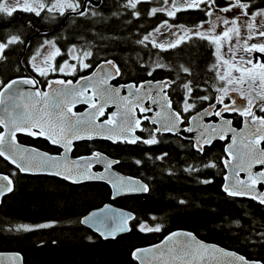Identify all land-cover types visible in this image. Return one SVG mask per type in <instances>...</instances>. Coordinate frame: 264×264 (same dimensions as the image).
Returning a JSON list of instances; mask_svg holds the SVG:
<instances>
[{"label":"snow or ice","instance_id":"snow-or-ice-1","mask_svg":"<svg viewBox=\"0 0 264 264\" xmlns=\"http://www.w3.org/2000/svg\"><path fill=\"white\" fill-rule=\"evenodd\" d=\"M91 3L92 0H0V14L12 17L14 13L21 11L32 13L36 17H41L44 12L58 16L73 13L78 17L85 18L89 15H100L96 11H90L89 5ZM152 4L156 6L149 7L147 11H144L145 5ZM122 7L136 19L142 15L159 19L162 14L175 21L177 13L181 11L193 9L203 12L208 19L196 25L195 31L185 25L170 23L169 19H163L151 32L137 39L136 43L145 48L150 44L154 49L168 51L187 44L193 37L207 41L215 47L216 62L213 63L209 71L214 72L215 80L219 84V86L217 84L212 85L218 95L215 97L195 95L199 86L194 85L191 80L178 84L177 82L181 81V74L192 75L191 67L184 64L172 69L177 73L176 79L156 82V97L151 95L152 82H145L149 85V91L145 95L152 100L153 104H159L161 107V111L156 112L154 116L145 115L142 117L143 120H149L153 125H159L151 129L148 137L145 138L135 135L138 128L141 131L148 130L141 128L142 119L136 118L133 114V104L139 108L141 113L152 111L150 107H144L142 103L144 97L140 93L145 87L143 83L139 86L135 84L121 86L129 88V96H134L135 100L129 101L128 97H121L127 103L125 111L120 114L119 123L113 116H109L102 124H96L97 117L104 115L105 104L120 94V87L108 86L110 78H115L121 74L119 67L112 60H105L100 66L101 71H103L104 66H108V73L100 76L94 83L85 85L80 89L69 88L68 86L72 85L71 80L48 81L47 86L49 88H53L54 84L64 87L53 88L51 95L49 92H41L37 88L35 96L39 99L31 104H21L19 101L26 95L31 98L32 93H24L19 89L13 90L14 86L17 83H22L35 87L39 81L31 78L13 80L4 85V91H0V104H5L4 115L0 116V126L7 129L8 132V136L4 132H0V157L10 160L20 172L51 171V174L62 176L64 179H72L74 183H79L82 179L107 180L114 190L113 198L126 191L147 192L149 189L146 184L111 173L110 170L113 165L118 164L119 161L108 159L100 152H94L90 157H81L69 162L67 153L71 151L73 141L103 137L113 142L155 145L160 143L158 134L175 133L179 135L180 132L177 129L185 120H188L190 125H196V127H185L182 131L191 133L197 128L202 129L196 138V142L192 145L197 152L202 153L204 146L210 145L213 139L224 140L227 138L228 132L235 133V129L231 127L232 121L227 119L224 114L236 112L244 117L246 127L250 125L248 127L250 135L247 142L241 140L239 145L236 136L233 135L232 143L225 150L231 160H225L224 163L226 166L231 165L237 176L241 171L246 172L247 180H236L231 186L226 184L224 191L233 197L248 196L264 205V191L258 190V185H264V149L258 147L264 141V116H257L253 111V109H259L260 112H264V0H261L260 4H256L255 0H226L223 5L218 0H125ZM217 12L231 15L221 17L216 15ZM213 16H215V20L211 19ZM205 25L208 27L205 28ZM173 29L180 31H173ZM200 29L204 30L201 31ZM190 33L191 35H189ZM17 43H23L19 35H10L6 39H0V60L6 59V50ZM44 43L53 51L43 57L42 66L33 63L34 70L40 76L46 77L49 71L74 75L78 71L93 66L90 61L86 62L89 57L93 56L92 51H78L76 45H72L67 53L69 58L76 63L70 64L67 59L64 60L63 64L51 63L50 61H54L55 57L63 54L60 48L56 47L55 41H45ZM254 54H259V56ZM40 55V50H37L33 61ZM165 67L168 66L157 62L155 67L147 70V75L152 76L157 69ZM221 68H224L223 72L220 71ZM66 69H70V71H66ZM95 76L96 73H93V76L81 77V79H87L91 82ZM174 85L182 87L184 90V96L176 108L173 107V101L166 91L168 88H173ZM88 86L96 89L93 97H100L104 103L97 106L93 102V97H85L83 102L87 103L94 111H90L87 116H76L70 105L80 102L77 98L87 91ZM133 89L134 91H132ZM229 91L238 93L240 97L246 100V104H238L237 100L232 97H229L230 103H225V97L228 96ZM6 95L12 101L11 104H6L4 99ZM211 100H215V103H209L203 112L197 111L196 115H192L190 118L184 115L196 109L197 102L203 104ZM217 104L222 106L217 108ZM205 116L220 118V124L202 123ZM106 125L111 127H106ZM18 132L33 137H45L53 145L64 149L63 158L40 153L36 149L21 148L16 143ZM166 156L167 153H163L157 159L163 160ZM232 160L236 161L234 165H232ZM136 163L140 164L141 161L137 160ZM94 164L103 165L104 171L102 173L92 172L91 169ZM257 165L261 166L260 170L254 172L253 168ZM204 167L214 168L216 164L210 162ZM185 171L191 173L199 171V169L189 166ZM0 179L7 181L6 185H0V196L13 191V181L8 176H2ZM202 182L210 183L211 181L204 180ZM135 219L131 214L116 212L106 205L100 212H93L79 222L95 226L105 239L109 237L114 239L117 233L130 231L131 229L127 226L128 222ZM152 220L155 221L156 217H152ZM134 226H138L141 232H160L162 230V225L159 223L150 226L148 222H138ZM48 227H52V224H22L16 226L14 230L30 232ZM179 235L191 237L190 233H174L167 237L164 248L156 245L154 246L155 250L137 249L132 255L135 259L140 260V264H152L153 260L158 261L159 264H207L209 258L215 261V264H264L260 260H250L233 252L200 244L195 241V237L167 246V242L172 241L173 236ZM259 235L264 238V233H259ZM13 259L18 260L19 256L17 255Z\"/></svg>","mask_w":264,"mask_h":264},{"label":"trees","instance_id":"trees-1","mask_svg":"<svg viewBox=\"0 0 264 264\" xmlns=\"http://www.w3.org/2000/svg\"><path fill=\"white\" fill-rule=\"evenodd\" d=\"M105 2L112 3L96 9L100 15L91 16L95 18L91 24L67 23L62 30L69 40L60 43L64 51L75 39L101 45L102 52L113 55L131 74L134 71L130 70L135 69L140 56L136 40L142 33L136 25L141 19H145L147 25L151 19L148 20L146 15L133 18L122 7V0ZM153 6L145 5L144 11ZM120 9L124 13L122 16ZM69 20L72 22L73 17ZM28 22L32 27H28ZM33 27H45L41 17L21 11L12 17L0 14V35L16 34L27 39ZM87 42L81 43L88 46ZM206 47L210 51L208 44ZM193 48L177 52V59L190 66L197 77L205 76L201 67L202 50ZM19 49L20 43L13 57L17 58ZM90 148L111 154L119 161L115 168L122 173L142 177L148 185V192L112 200L105 183L73 184L56 176L23 174L0 157V172L8 174L14 184L13 191L5 195L0 204V251L21 253L24 264H137L131 256L133 249L157 243L167 233L183 229L247 259L264 262V238L259 235L264 233V205L249 198L229 197L222 191L221 142L214 141L200 153L190 141L171 135L161 136L160 143L155 145H110L94 140L77 143L72 156L92 153ZM163 153H167L165 159H157ZM137 160L141 163L137 164ZM210 162L216 167H204ZM188 164L199 171H185ZM204 180L211 182L203 183ZM106 202L132 211L136 218L132 220L129 232L114 239H101L79 222L89 210ZM152 217L156 220L153 221ZM138 222H148L150 226L159 223L162 230L141 232L138 226H134ZM44 223H51L52 227L30 232L14 230L22 224Z\"/></svg>","mask_w":264,"mask_h":264},{"label":"flooded vegetation","instance_id":"flooded-vegetation-1","mask_svg":"<svg viewBox=\"0 0 264 264\" xmlns=\"http://www.w3.org/2000/svg\"><path fill=\"white\" fill-rule=\"evenodd\" d=\"M108 1V0H106ZM114 1V0H113ZM125 2V0H122ZM218 2L220 4H224L226 2V0H218ZM110 3H106L105 0H93V3H91L89 5L90 11H95L96 9H100L103 5L107 6ZM256 4H260L261 0H255ZM116 3H114L115 5ZM154 6H156L154 4ZM121 16L124 14L120 12ZM31 14L33 17H36L34 14ZM223 13L222 12H217L216 15L221 16ZM231 15V14H229ZM64 16H59L55 15V18H53V16L50 13H42L41 14V19L44 22L45 27L42 29H38V28H34L32 29V32L30 34V36L27 39H21L23 41V43H20V49L18 50V56L17 58L13 57V53L15 52L16 48H17V44L15 45H11L7 50H6V59L0 60V91L3 89L4 85L7 84L9 81L16 79V78H35L37 81H39L38 83V88L41 92H45L46 88H47V84L48 81H54V80H59V79H63L65 81L67 80H71L72 82H75L76 80H78L80 77H84L88 74H90L91 72H93V70L101 63H103L105 60H112L114 61V63L116 64L117 67H119L120 69V75L116 76L115 78H110L108 80V83L111 87H120V94L117 98V100L121 101V97L123 95H125L127 93L126 87H121L123 85H129V84H135V85H139L140 83H143L145 81H166V80H172V79H176L177 73L176 71L172 70L175 68H178V66L180 64H184L185 63L183 61H181L180 59H177L178 54H176L179 51H188V47H192V49H194L193 47H199L202 50V54H203V58L201 59V64H203L202 67V71H204L203 73L205 74V76L203 74L199 75L197 77V75H194L192 72L191 76H186L184 74H181V81H178L177 83L180 84L181 82H186L187 80H191L193 82L194 85H198L199 87L196 89L195 95H199V96H203V95H209L212 97H215L216 95H218V93L215 91L214 88H212L213 84H217V86H219L218 82L215 80V74L212 71H209L210 67L213 65V63H215L214 59V53H213V46L210 45L207 41H201L196 39L195 37L192 38L191 41H189L187 44L181 45L179 48L176 49H170L168 51H160L159 49H154L151 47V45L149 44L147 48L139 45V50L138 52H140V56L137 57V64L135 65V69H131L130 71H134L133 73H128L127 69H124L119 62L114 58L113 55L108 54V53H104L102 52L103 47L101 45H95L93 43H88L86 41V39H75L73 43H71L70 45H68L69 47L72 45H76L78 48V51H83V50H90L93 53L92 57L88 58V61L86 62H91L92 63V68L89 69H84L82 71H78L76 72L74 75H66L63 73H58V72H48V75L46 77L40 76L39 73L37 71L34 70L33 68V63H37L39 60V56L36 58L35 61H33V57L36 55L37 50L42 49V46H45V41H55L56 43V47L60 48L61 53L63 55L61 56H57L55 57L54 63H59L61 64V62H63L66 59V53L64 51V48L62 47V43L63 41H67L69 40L67 38V34L65 32V30H62L65 26H67V23H76V22H88L89 24H91L92 20H94V17H91V15H89V17L85 18V17H78L76 15H69L65 20H63ZM71 17H73V21L70 22L69 19H71ZM215 17V16H213ZM150 23H148L147 25H145V19H141V21L136 25V29H138V31L140 33H142V35L147 34L148 32H151L153 28L157 27L160 23L161 20L163 19H169L166 16H163L162 14L160 15L159 19L156 17H148V20H150ZM208 19L207 17H205L203 12H200L199 10H193V9H188L186 11H181L177 13V18L175 21H172L169 19L170 23H176V24H182L185 25L188 28L193 29V31H195L196 29V25L200 24L201 21ZM259 19V18H258ZM69 21V22H68ZM72 24V25H73ZM28 27H32L31 24L28 22ZM145 25V26H144ZM43 31L41 33H39V31ZM61 31V32H59ZM11 35H16V34H11ZM142 35L140 34L139 38H142ZM191 35V33H190ZM10 36V35H8ZM8 36L6 35H0V39H6ZM161 39H163L161 37ZM85 41L88 43V46L83 45L81 42ZM207 43L210 46V51L209 49L206 47L205 48L208 50L206 51V49L204 48V44ZM191 45V46H189ZM201 46L203 47V49L201 48ZM206 52L208 53V55L206 54ZM256 56H259V54H254ZM159 62L162 64L167 65L168 67L162 68V69H157L155 72H153L152 76H148L147 75V70H151V68L155 67V64ZM43 61L40 62L39 66H42ZM76 63V61H75ZM187 66V65H185ZM107 72H102L100 76L105 75ZM99 76V77H100ZM175 89V90H174ZM167 93L169 94L170 98L173 101V107L176 108L178 102H180L184 96V90L182 89V87H177L176 85L173 86V88H168L166 89ZM88 93H90V95H92V91L91 89L87 90ZM153 96V94H151ZM92 97V96H91ZM229 97L235 98L238 102V104L241 105H245L246 103L242 101V97L239 96L238 93L229 91L228 96L225 97V103H230V99ZM31 102H34L35 100L39 99L38 97L35 96V93L32 94V97L29 98ZM80 100V99H78ZM245 100V99H244ZM97 98L93 97V102H96ZM150 99L146 98L145 100V105H147V107H150ZM246 101V100H245ZM209 103H215V100H211V101H206L203 104H201L200 102H197V106L196 109L192 110L191 113H185L184 115L187 117H190L191 115H193L194 113H196L197 111H200L206 107H208ZM222 105L217 104V108H220ZM87 107H89L88 104H80L79 102L72 105V111L74 112H79V111H83L84 109H86ZM151 108V107H150ZM115 106H108L104 109V115L103 116H99L98 120L99 121H105L109 118L110 114L114 111ZM151 112L148 113H141L139 111V108L136 109V116L137 118H141L145 115L147 116H153L154 112L157 111V107L153 106ZM253 111H255L257 116H264V112H260L259 109H253ZM226 118H230L232 120V124L239 128L242 124L243 118L242 116H240L238 113L236 112H232V113H225L224 114ZM219 118L218 117H214V116H208L205 118V121H217ZM188 125V120H185V122L183 124H181L182 127H186ZM154 127H157L156 125H153L149 120H143L142 119V123H141V128L147 129L148 131H141L139 128L136 130L135 135L137 136H142L147 138L149 135V131L151 129H153ZM1 131V128H0ZM163 135H171V136H175V137H179L181 139L182 138L180 135L177 134H173V133H161L158 134V139L160 140V137ZM16 139L23 144L29 145V146H33L35 148H38L40 150L49 152V153H56L59 154L62 151V148L57 146V145H53L52 143H50V141H48L47 139H45V137L42 136H28L25 133H18L16 134ZM229 138H227L224 141H219L222 143V146L228 141ZM94 140H98V141H104L109 143L110 145H116V144H121V145H126V146H132L135 144H128V143H124L121 141H117V142H112L106 139H92V140H82V141H77L73 143V149L75 147V145L78 143H91ZM187 140V139H184ZM190 143L193 145L191 140ZM260 147L262 149H264V141H262L260 143ZM205 148V147H204ZM90 150H92V153L99 151V152H103L105 154H107L108 156H110L111 154L105 152L102 149H98V148H90ZM73 151V150H72ZM201 153V152H200ZM90 154V153H88ZM72 155V153H71ZM83 155V154H80ZM79 156V155H77ZM161 156V155H158ZM112 157V156H111ZM114 158V157H113ZM226 158V154L223 150V157L221 159V178H223L224 175V165H223V160ZM116 159V158H115ZM117 164H115L114 166H116ZM191 166V164H188L187 167ZM259 165L255 166V170H260ZM95 169H99L98 166L94 167ZM185 168V169H186ZM118 170V169H117ZM121 172V171H120ZM134 176V175H132ZM135 177H139L142 179V177L135 175ZM59 178V177H58ZM223 184V181H222ZM222 186V185H221ZM258 187L260 189L264 188V185H258ZM226 194V193H225ZM227 195V194H226ZM229 196V195H227ZM229 197H233V196H229ZM238 197V196H235ZM234 198V197H233ZM239 198H245V197H239ZM255 201V200H253ZM257 202V201H255Z\"/></svg>","mask_w":264,"mask_h":264},{"label":"water","instance_id":"water-1","mask_svg":"<svg viewBox=\"0 0 264 264\" xmlns=\"http://www.w3.org/2000/svg\"><path fill=\"white\" fill-rule=\"evenodd\" d=\"M92 3H93V0H92ZM69 15H75V14H73V13H66V15H65L63 18L66 19ZM41 32H43V31L40 30L39 33H41ZM103 63H104V62H103ZM103 63L99 64V65L93 70V72H91L90 74L84 76L85 78H87V77H91V76H93V73H96V76L93 78V81L90 82L89 80H87V79H81V77H80V78H79L78 80H76L75 82H72V85H70V86H68V87H69V88H71V87H75V88H77V89H80V88H83L85 85H90L91 83H94L95 80L99 78V76L101 75L102 72H107V71H109V67H108V66H104L103 71H101L100 66L103 65ZM20 79H23V78H16V79H13V80H20ZM31 79H35V78H31ZM13 80H11V81H13ZM35 80H36V79H35ZM59 80H63V79H59ZM11 81H9L8 83H10ZM54 81H56V80H54ZM145 82H147V81H145ZM145 82H143V84H145V87H144V89L141 90L140 95H141L142 97H144V98H143V101H142L143 106H144V107H147V105H145V100H146V98H147V96L145 95V93H147V92L149 91V85H148L147 83H145ZM151 82H152V84H151V94H153V96L156 97V96H157L156 82H158V81H151ZM140 84H142V83H140ZM140 84H139V85H140ZM129 85H133V84H129ZM139 85H138V86H139ZM108 86H110L109 83H108ZM61 87H64V86H63V85H59V84H54V85H53V88H61ZM37 88H38V85H36V86L34 87V86H32V85H26V84H22V83H17V84L14 86V89H13V90L19 89V90L23 91L24 93H32V94H34V93L36 92ZM53 88H49V87H47V91H46V92H49V94L51 95V93H52V91H53ZM38 89H39V88H38ZM89 89H91V91H92V95H90V93H88L87 91H85V92L83 93L82 96H80V97L77 98V99H80V100H79V101H80V102H79L80 104H83V103H84L83 100H84L85 97H91V96L93 97V93L96 91V89H95L94 87H92V86H88V87H87V90H89ZM126 90H127V93H126L125 95H123L122 97H128V98H129V101H133V100H135V97H134V96H129V88H126ZM1 91H4V88H3ZM132 91H134V89H133ZM94 98H97V101L94 102L97 106H99L100 104L104 103V101L101 100L100 97L95 96ZM117 98H118V96H117V97H113L112 100L108 101V102L105 104L104 109H105L106 107H108V106H113V105H114V106H115V109H114V111L110 114V116H113V118L117 121V123H119V121H120V119H121V115H120V114H121L122 112L125 111V105H126L127 102L124 101V100L119 101V100H117ZM4 99H5V101H6V104H11V103H12V101L8 99L7 95L4 97ZM242 101L246 103V101H245L244 99H242ZM19 103H21V104H25V103L31 104V103H33V102H31L30 99H29V97L26 95L25 97H23V98L19 101ZM75 104H76V103H75ZM84 104H87V103H84ZM70 106L72 107V105H70ZM149 106H150L151 108H152L153 106H156V107H157V111H156V112H160V111H161V107H160V105H159V104H153V103H152V100L150 101V105H149ZM4 108H5V104H0V116H3V115H4ZM137 108H138V107H136L135 104H133V114H134V116H135L136 118H137V116H136V109H137ZM206 108H207V107H206ZM90 111H94V109H91L90 107H87V108L84 109L83 111H79V112H74V111H72V112L75 113L76 116H87V114H88ZM156 112H154L153 116L155 115ZM199 112H203V109L200 110ZM196 113H197V112H196ZM196 113H194L193 115H196ZM69 115L71 116V113H69ZM191 116H192V115H191ZM191 116H190V117H191ZM190 117H189V118H190ZM206 117H208V116H205V117L203 118L202 123H204V124H216V125H219V124H220V118H219L217 121H205V118H206ZM98 118H99V116H98L97 119H96V124H97V125H100V124H102V122H104V121H99ZM73 119H75V117H73ZM227 119L231 120L230 118H227ZM198 120H199V117H198ZM231 121H232V120H231ZM156 126L158 127L159 125H156ZM189 126L196 127V125H190L189 122H188V125H187L186 127H189ZM0 127H1V131H0V132H4L5 135L8 136L7 129H5V128L2 127V126H0ZM106 127H111V126H107V125H106ZM231 127H232L233 129H235V133H233V132H228V133H227V138H229V139H228V141L224 144V152H225V154H226V158L223 160V165H224V168H225V170H226V173L224 174V180H223V184H222V186H221V189H222V191H223L224 193H226V192L224 191V186H225L226 184L229 185V186H231L233 183H235L236 180H247V173H246V172L241 171V172L239 173V175L237 176V175H236V172H235L234 169H233V167H232L231 165L226 166L225 163H224V161H225V160H231V157L228 156V154H227V152H226L225 150H226V148L232 143V137H233V135L236 136L238 145H239V142H240L241 140H244L245 142H247V139H248V137H249V135H250L249 132H248V127H250V125L246 127L245 122H244V118H243L242 124H241V126H240L239 128L235 127L233 124L231 125ZM183 128H185V127H182V126L180 125L179 128L177 129V131L180 132L179 135H180L182 138H184V139L191 140L192 143L194 144V143L196 142V138L199 136L200 131H202V129L197 128V130L194 131V132L186 133V132H183V131H182ZM18 133H23V132H18ZM18 133H17V134H18ZM173 134H175V133H173ZM227 138H226V139H227ZM93 139H105V138H103V137H94ZM226 139H224V140H226ZM82 140H88V139L74 140L73 143H74V142H77V141H82ZM91 140H92V139H91ZM106 140H108V139H106ZM218 140H221V139H218V138L213 139V140H212V143H213L214 141H218ZM224 140H221V141H224ZM109 141H112V140H109ZM112 142H113V141H112ZM116 142H117V141H116ZM16 143H17L21 148L36 149L38 152H40V153H47V154L50 155V156H54V157H58V158H63V156H64V149H63V148H62L61 153L56 154V153H49V152H46V151L40 150V149H38V148H35V147H33V146H29V145H26V144L20 143L17 139H16ZM50 143H51V142H50ZM73 143H72V146H71V151L67 153V159H68L69 162H71V161H75V160H78V159L81 158V157H90V156H92L93 153H90V154H83V155H79V156H72L71 153H72V150H73ZM212 143H211V144H212ZM211 144H210V145H211ZM210 145H205L204 147H208V146H210ZM258 147H259L260 149H262V148L260 147V144L258 145ZM194 149H195V148H194ZM96 152H99V151H96ZM100 153H102V152H100ZM102 154H103L105 157H107L108 159L117 160V159H115V158H112V157L108 156V155L105 154V153H102ZM2 158H3L4 160H6L9 164H11L12 166H14L15 168H17L16 165L13 164L10 160L5 159L4 157H2ZM235 163H236V161H235V160H232V165H234ZM96 166H98L99 169H95L94 167H96ZM17 169H18V168H17ZM18 170H19V169H18ZM61 170H63V169L61 168ZM91 171L94 172V173H102V172L104 171V166L101 165V164H94L93 167H92V169H91ZM253 171L255 172V171H258V170H255V168H253ZM110 172H111V173H114L116 176L124 177L125 179H131V180H133V181H139L141 184H146L142 179H140V178H138V177H135V176H132V175H128V174L121 173L120 171H118V170L114 167V165H113L112 169L110 170ZM21 173H23V174H30V175H50V176H56V175L51 174V171H41V170H35V171H32V172H21ZM2 176H8V177L11 179V177H10L8 174H6V173H1V172H0V177H2ZM56 177H59V178L64 179L62 176H56ZM11 180H12V179H11ZM65 180H67V181H69L70 183H73V184H80V183H84V182H102V183H105V184L109 187V189H110V199H112V200H113V199H116V198H118V197H120V196H124V195H131V194H145V193L148 192V191H147V192H143V191H126V192H123L122 194L116 196L115 198H113V191H114V190H113V188H112V185H111L110 183H108L107 180H103V181H101V180L82 179L81 182H79V183H74V182L72 181V179H65ZM12 181H13V180H12ZM6 184H7V181L0 179V185H6ZM146 185H147V184H146ZM147 186H148V185H147ZM13 187H14V184H13ZM148 189H149V188H148ZM258 190H259V191H264V188L260 189V188L258 187ZM11 192H12V191H11ZM11 192L5 193L3 196H0V204H1V202H2L3 197H4L5 195L11 193ZM226 194H227V193H226ZM227 195H228V194H227ZM238 197H245V198H249V199H251V198L248 197V196H238ZM257 202H258V201H257ZM106 205H107V206H110V209H111V210H114V211H116V212H123V213H125V214H131L132 216L135 217V214H134L132 211H129V210L124 209V208H122V207L116 206L115 204H113V203H111V202H106V203H104L103 205H101V206H99V207H96V208H93V209L89 210L85 215H83V216L81 217L80 220H82V219H83L84 217H86V216H89V215H90L91 213H93V212H100V210L103 209V208H105ZM131 222H132V221H129V222H128V225H127L130 229H131ZM81 224H82V223H81ZM82 225H84L85 227L89 228L92 232H94V233H96L97 235H99L102 239H105V238H104L103 236H101L100 233L96 230V227H95V226H93V225H85V224H82ZM127 232H129V231L119 232V233L116 234L115 238H116L118 235H121V234H124V233H127ZM174 233H179V234L190 233V234H191V237H195V241H196V242H199L200 244H204V245H207V246H209V247H213V246H214V247H217V248L223 249V250L226 251V252H233V253H236V254H238V255H241V254H239V253H237V252H235V251H233V250L227 249V248L222 247V246H220V245H218V244H215V243H212V242L204 241V240L198 238V237H197L193 232H191V231L183 230V229H175V230H173V231L167 233L165 236H163V238H162L159 242H157V243H154V244H151V245H147V246L136 247L135 249L132 250V252H131V256L133 257L132 254H133V252L136 251L137 249H154V246H156V245H159V246H161V248H164V247L166 246V239H167V237L170 236V235H172V234H174ZM191 237H189V236H184V235L173 236L172 241H168V242H167V246L175 245V244L178 243L179 241H181V240H186V239H191ZM107 239H113V238L109 237V238H107ZM154 250H155V249H154ZM17 255L19 256V259H18V260H14L13 257H16ZM242 256H243V255H242ZM244 257H245V256H244ZM133 258H134V257H133ZM245 258H246V257H245ZM134 259H135V258H134ZM250 260H255V259H250ZM135 261H136L137 264H140V260L135 259ZM0 264H24V261H23V257H22V255H21V253H19V252H17V251H0ZM152 264H159V262L153 260ZM207 264H215V261H213L212 259L209 258V259L207 260Z\"/></svg>","mask_w":264,"mask_h":264},{"label":"rangeland","instance_id":"rangeland-1","mask_svg":"<svg viewBox=\"0 0 264 264\" xmlns=\"http://www.w3.org/2000/svg\"><path fill=\"white\" fill-rule=\"evenodd\" d=\"M224 16H230L229 14H226V13H223L222 15H221V17H224ZM59 18H60V16H59ZM212 20H215V17H212L211 18ZM63 20H65V18H63ZM217 23H219V22H217ZM205 28H207L208 27V25H205L204 26ZM196 30V29H195ZM201 31H203L204 29H200ZM173 31H177V32H179L180 30L179 29H173ZM217 31H219V29H217ZM180 34H182V33H180ZM190 35V34H189ZM71 47V46H70ZM70 47H68L66 50H65V52H67L68 53V49L70 48ZM78 49V48H77ZM213 53L215 52V47L213 46ZM51 51H53L48 45H45L44 47H42V49H41V55L39 56V60L40 61H38L37 63H36V65L37 66H39V64H40V62L41 61H43V57L47 54V53H49V52H51ZM67 53H66V59L67 60H69V63L71 64V63H75V61L74 60H71L70 58H69V56L67 55ZM215 56V55H214ZM214 61L216 62V56H215V59H214ZM51 63H54V61H50ZM64 62V61H63ZM63 62H61V64H63ZM66 71H70V69H66ZM220 71L221 72H223L224 71V68H221L220 69ZM59 73V72H58Z\"/></svg>","mask_w":264,"mask_h":264},{"label":"bare ground","instance_id":"bare-ground-1","mask_svg":"<svg viewBox=\"0 0 264 264\" xmlns=\"http://www.w3.org/2000/svg\"><path fill=\"white\" fill-rule=\"evenodd\" d=\"M225 173H226V170H225ZM225 173H224V174H225ZM223 180H224V175H223Z\"/></svg>","mask_w":264,"mask_h":264}]
</instances>
